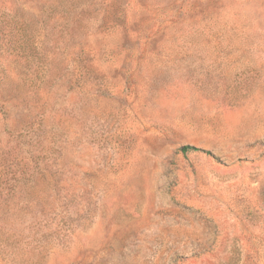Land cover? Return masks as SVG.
<instances>
[{"label":"rangeland","instance_id":"374dc122","mask_svg":"<svg viewBox=\"0 0 264 264\" xmlns=\"http://www.w3.org/2000/svg\"><path fill=\"white\" fill-rule=\"evenodd\" d=\"M0 264H264V0H0Z\"/></svg>","mask_w":264,"mask_h":264},{"label":"trees","instance_id":"16d2710c","mask_svg":"<svg viewBox=\"0 0 264 264\" xmlns=\"http://www.w3.org/2000/svg\"><path fill=\"white\" fill-rule=\"evenodd\" d=\"M183 148H186V147H183ZM188 149H191V150H196V151H199V152H202V153H205V154H208L210 156H213L211 152L209 151H206V150H203V149H197V148H194V147H187Z\"/></svg>","mask_w":264,"mask_h":264}]
</instances>
